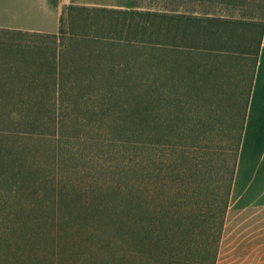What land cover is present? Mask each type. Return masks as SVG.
<instances>
[{
    "label": "rangeland",
    "instance_id": "obj_1",
    "mask_svg": "<svg viewBox=\"0 0 264 264\" xmlns=\"http://www.w3.org/2000/svg\"><path fill=\"white\" fill-rule=\"evenodd\" d=\"M43 2L45 13H39L41 0H0L2 24L18 22H12L14 15L8 10L19 3L25 10L17 7L16 17L22 14L27 25L42 27L38 35L27 33L13 39L25 49L20 46L5 54L14 57L11 62L18 71L8 73L7 66L0 67V104L18 102L17 109L26 104L44 106L52 101L56 85L65 112L54 119L51 106H45L35 116L16 119L1 107L0 129L25 132L19 134L23 138L16 135V139L28 142L33 151L27 161L41 165L49 180L63 172L73 187L91 191L97 184H110L114 189L107 194L117 205L121 203L120 188L126 183L138 185L141 175L149 170L145 177L150 192L193 201L195 239L201 247L209 212L214 209L219 214L222 203L216 189L219 183L228 182L234 161L262 32L264 0ZM160 11L171 14L155 13ZM38 16L42 24L34 22ZM53 32L59 34L58 49L68 46L62 60L59 55L54 58L55 44L46 35ZM62 67L65 72L60 75ZM61 82L63 86H59ZM54 93L57 97L55 89ZM107 99L118 107L127 104L125 115L107 114L103 107ZM158 114L166 117V125L159 128L171 134L173 142L149 150L134 136L142 119L153 121ZM22 119L28 120L27 127H33L30 136ZM55 120L57 125L61 123L60 128H54ZM37 192L50 194L43 188ZM84 192L76 197L84 200L98 194ZM2 193L0 186V196ZM6 211L0 208V227L2 222L10 224ZM93 211L79 213L76 209L78 215L64 222L69 233L66 264L107 263L104 250L110 240L106 233L101 238L88 234L96 223ZM113 232L110 239L115 238ZM71 234H78L83 241L72 251Z\"/></svg>",
    "mask_w": 264,
    "mask_h": 264
},
{
    "label": "trees",
    "instance_id": "obj_2",
    "mask_svg": "<svg viewBox=\"0 0 264 264\" xmlns=\"http://www.w3.org/2000/svg\"><path fill=\"white\" fill-rule=\"evenodd\" d=\"M67 6L69 8L76 7L73 4H68ZM126 11H129L128 13H146L142 10ZM155 13L171 14V12L167 11ZM263 29L264 21L262 22L258 49L255 53L246 102H248L252 87ZM59 31L63 35V27L61 25L59 26ZM27 33L38 35L36 31L30 32L0 27V67L7 66L8 73L9 71L18 70L14 69L13 62H11L14 57H7L5 54L8 51L11 54L12 51L20 49V46H22L21 49H25L24 44L17 45L13 39ZM46 35H49L55 44L54 58L57 60V55H59L62 60L64 50L68 46L66 47L62 43V47L58 49L57 39L59 34L53 32ZM18 44H21V42H18ZM9 47L11 48L9 49ZM54 66V71H56V64ZM59 70L60 75L65 72L63 67ZM60 85L63 86V82L59 83ZM54 89L57 91V97ZM54 89L52 101H47L44 106L40 105L33 108V106L30 107L26 104L22 109H17L18 102H11L5 105L1 103L0 109L1 107L5 108L11 114H9L10 116H15L17 119L27 117L25 115L35 116L40 111L51 106L53 117L57 119L65 112L63 110L65 107L63 100L59 98V89L56 85ZM152 96L154 97V95ZM103 105L104 109H107V114H119L122 116L125 115V107L128 106L125 104L118 107V105H113L108 99L103 101ZM45 106L46 108L44 109L40 108ZM32 112L34 115H31ZM244 119L245 110L228 182L226 184L223 182L219 183L216 189V196L221 198L222 201L219 214L214 209L209 212L208 226L202 239L201 247H198L195 239L196 229L193 223L195 207L191 204L193 201L182 200L176 195L164 196V194L150 192L149 178L145 177L149 170L141 175L138 185L126 183L120 188L122 193L121 203L117 205L107 194V191L114 189L110 184H97L96 187L93 186L91 188V191H89V187H86V189L82 186L80 188L77 186L73 187V182H67L68 177L63 172H59L58 176L54 174L53 178L49 180L44 176V168L41 165L27 161L28 154L32 148L29 147L28 142H20V140L16 139V135L20 139L21 137L23 138L19 134L24 135L23 133L25 132L17 131V133L16 131H11V129L1 128L0 186L3 189V193L0 196V208L8 210L6 212L8 223L10 224L1 223L3 225L0 227V264H46L49 260L51 264H66L67 261L64 256L66 254L65 241L68 239V237L66 239L68 232L65 229L64 222L78 215H76V209L79 210V213L88 211L91 214L90 210L92 208L94 210L92 217H94L96 223L89 228L88 234L95 238H101L106 233L108 240H110L104 250L107 258L106 264H217ZM26 120L22 119V123L26 126L24 131L28 132L30 136V133H32L30 129L33 127H27L29 122ZM164 125H166V117L161 114H158L153 121L142 119L139 122L141 129L135 133L134 137H137L149 150L154 149L157 144L171 145L173 142L171 134L159 128ZM53 126L54 128L57 126L60 128L61 123L57 125L55 120ZM180 136L183 137V135ZM178 143L182 142H176L175 144L177 145ZM182 148L180 147L179 150ZM36 151L38 152L37 149ZM198 163H194L195 166L198 167ZM189 169L192 172V166ZM189 169L187 167L186 170ZM188 183L190 184V180ZM194 183L197 190L198 183L196 181ZM40 188L48 190L50 194L40 195L37 192ZM82 191H85L84 194L86 195L94 192H98V194H95L93 198L91 197L92 200L86 197L83 200L76 197V194ZM69 196L70 198H68ZM92 203L95 204L91 206ZM165 222L169 226L165 225ZM46 223L48 225H45ZM111 232L114 233L112 236H115L114 239L111 238L112 240L110 239ZM80 238L81 236H78V234L69 236V241L71 242L69 250L72 251L74 246L79 242H83ZM4 247L6 248L2 250ZM35 248L39 250L38 254L34 251ZM47 252H52V255L45 256L44 253L47 254ZM73 264L81 263L75 262Z\"/></svg>",
    "mask_w": 264,
    "mask_h": 264
},
{
    "label": "crops",
    "instance_id": "obj_3",
    "mask_svg": "<svg viewBox=\"0 0 264 264\" xmlns=\"http://www.w3.org/2000/svg\"><path fill=\"white\" fill-rule=\"evenodd\" d=\"M41 1L39 13H45L46 4ZM19 3L13 10H8L14 15L12 22H18L5 25L0 21V27L40 32L42 27L27 25L24 15L16 17L17 7L25 10ZM0 11L3 12V9L0 8ZM34 22L43 23L39 16ZM252 263L264 264V29L252 87L245 106L241 143L226 213L224 239L217 261V264Z\"/></svg>",
    "mask_w": 264,
    "mask_h": 264
}]
</instances>
